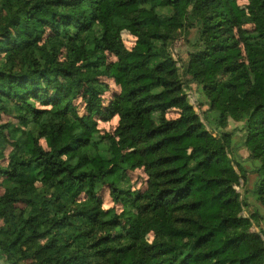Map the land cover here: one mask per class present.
Returning a JSON list of instances; mask_svg holds the SVG:
<instances>
[{"label": "trees", "instance_id": "1", "mask_svg": "<svg viewBox=\"0 0 264 264\" xmlns=\"http://www.w3.org/2000/svg\"><path fill=\"white\" fill-rule=\"evenodd\" d=\"M190 29L200 43L180 74L169 45ZM185 77L206 99V125ZM106 81L119 93L104 107ZM8 115L3 264H264L227 131L241 124L264 208V0H0V121ZM114 117L101 135L97 121ZM141 169L146 191L132 193ZM103 189L120 214L102 209Z\"/></svg>", "mask_w": 264, "mask_h": 264}, {"label": "rangeland", "instance_id": "2", "mask_svg": "<svg viewBox=\"0 0 264 264\" xmlns=\"http://www.w3.org/2000/svg\"><path fill=\"white\" fill-rule=\"evenodd\" d=\"M237 4L240 8L244 9L248 5V0H237ZM121 41L126 50H131L136 42V39L131 35L129 30H124L121 33ZM200 43L198 36L196 34L195 29H190L187 31L177 32L169 45V53L176 62L177 67L179 68L180 74H182V66L185 62L188 61V54L195 50L196 45ZM109 62L115 61L112 56L108 58ZM109 86V92L103 96V105L106 107L108 103L113 99L115 95L119 93V88L115 86L112 81H106ZM182 83L184 86V91L186 93L188 104L193 108L194 112L200 117L203 123L206 125L204 119V112L206 111L205 102L206 99L200 92V88L195 84H189V77L183 78ZM76 107L77 113L80 116H83L84 113V105L82 101L76 100L74 103ZM179 113L177 111H169L166 114V118L169 120L177 119ZM98 130L101 135L110 134L112 135L118 126L119 119L118 117H114L108 121L98 120ZM12 123L17 124V120L13 115L2 116L0 125ZM241 128V124L230 122L227 131L231 133V137L229 138L231 141V147L236 148L234 151V162H235V170L239 174L241 180L239 181L238 186H236V191L241 197V199L246 197V202L248 205H245L243 208L242 216L245 218H252V231L258 233L262 239L264 240V208L260 206L257 201H254L253 196H251V192L255 188V184L257 181L256 169L258 167V162H250L248 160V153L246 149L242 145V133L238 131ZM43 146L44 142H41ZM10 148L5 151L6 159L0 161V167H6L7 165V157L10 152ZM147 184V176L143 172V170H137L133 173L129 174V190L133 193L143 194L146 191ZM1 193V192H0ZM84 197H80L79 199H83ZM99 199L102 202V209L109 210L114 209L117 214L121 213V206L115 205L110 198L109 191L107 189H103L99 195ZM257 206L259 209L260 215L253 216V212L255 211L253 207ZM147 240L149 243L152 242L153 236H147Z\"/></svg>", "mask_w": 264, "mask_h": 264}, {"label": "water", "instance_id": "3", "mask_svg": "<svg viewBox=\"0 0 264 264\" xmlns=\"http://www.w3.org/2000/svg\"><path fill=\"white\" fill-rule=\"evenodd\" d=\"M0 264H3V263L0 261Z\"/></svg>", "mask_w": 264, "mask_h": 264}]
</instances>
